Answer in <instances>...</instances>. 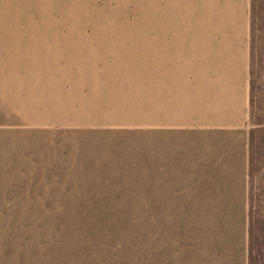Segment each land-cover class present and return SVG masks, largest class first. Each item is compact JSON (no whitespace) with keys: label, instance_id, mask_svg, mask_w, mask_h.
<instances>
[{"label":"clouds","instance_id":"9594fccd","mask_svg":"<svg viewBox=\"0 0 264 264\" xmlns=\"http://www.w3.org/2000/svg\"><path fill=\"white\" fill-rule=\"evenodd\" d=\"M247 22L244 0H0V264H217L197 177L240 115Z\"/></svg>","mask_w":264,"mask_h":264},{"label":"rangeland","instance_id":"374dc122","mask_svg":"<svg viewBox=\"0 0 264 264\" xmlns=\"http://www.w3.org/2000/svg\"><path fill=\"white\" fill-rule=\"evenodd\" d=\"M248 4L246 37V75L243 80L241 107L238 119L221 132L213 133L220 145L214 167L197 177L202 194L215 202L216 224L222 220L246 222L251 228L250 239L264 246V0H244ZM57 143L68 133L82 130L57 129ZM177 140L196 135L186 131H166ZM11 200V195H9ZM102 196L93 211L100 212ZM2 193L0 213L7 214ZM256 246V245H255ZM176 251H179L177 249ZM217 264H264V252L249 253L214 250ZM90 255V253H89ZM41 264H74L80 254L72 249L48 250L40 255ZM103 264H129L124 252L111 253ZM137 264H152L148 256Z\"/></svg>","mask_w":264,"mask_h":264},{"label":"trees","instance_id":"16d2710c","mask_svg":"<svg viewBox=\"0 0 264 264\" xmlns=\"http://www.w3.org/2000/svg\"><path fill=\"white\" fill-rule=\"evenodd\" d=\"M92 210L93 208L89 209L87 212H82V216L85 221H87L90 217ZM0 226H2V224H0ZM250 234L251 228L246 222H240L237 220H222L220 223L215 224V230L213 232V249L217 252H264V246L261 247L257 245L255 240H251Z\"/></svg>","mask_w":264,"mask_h":264}]
</instances>
